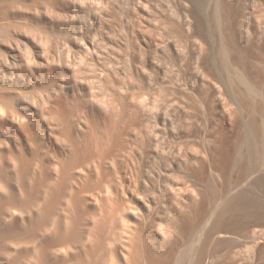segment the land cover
Instances as JSON below:
<instances>
[{"label": "rangeland", "instance_id": "374dc122", "mask_svg": "<svg viewBox=\"0 0 264 264\" xmlns=\"http://www.w3.org/2000/svg\"><path fill=\"white\" fill-rule=\"evenodd\" d=\"M150 193L148 264H264V0H0V264H125Z\"/></svg>", "mask_w": 264, "mask_h": 264}, {"label": "bare ground", "instance_id": "6f19581e", "mask_svg": "<svg viewBox=\"0 0 264 264\" xmlns=\"http://www.w3.org/2000/svg\"><path fill=\"white\" fill-rule=\"evenodd\" d=\"M222 53L224 54V52L222 51ZM221 53V54H222ZM226 53V52H225ZM225 55V54H224ZM158 140V139H157ZM164 144V143H163ZM160 149V148H159ZM170 149V148H169ZM169 149H168V151H169ZM172 149V148H171ZM164 150V149H163ZM157 151H158V149H157ZM171 151V150H170ZM179 152V151H178ZM180 152H181V150H180ZM162 153V152H161ZM182 153V152H181ZM176 157V156H175ZM181 157V156H180ZM168 159V158H167ZM154 161H156V160H154ZM154 163V162H153ZM182 163V162H181ZM146 166V165H145ZM157 166V165H156ZM143 169V168H142ZM156 169V168H155ZM90 170H92V169H90ZM146 170V169H145ZM101 171V170H100ZM141 171V170H140ZM164 173V172H163ZM98 174H99V172H98ZM169 175V174H168ZM89 176V175H88ZM91 177V176H90ZM137 177V176H136ZM146 177V176H145ZM169 178V177H168ZM167 178V179H168ZM121 179V178H120ZM135 179V178H134ZM141 180V179H140ZM156 180V179H155ZM90 181H92V180H90ZM94 181V180H93ZM121 181H122V179H121ZM134 181V180H133ZM86 182H88V180H86ZM104 182H105V180H104ZM132 182V181H131ZM93 183V182H92ZM101 184V183H100ZM122 184V183H121ZM164 184V183H163ZM166 184V183H165ZM86 185V184H85ZM103 185H104V183H103ZM83 186V185H82ZM91 186H93V185H91ZM97 186V185H96ZM151 187V186H150ZM130 188V187H129ZM172 188V187H171ZM92 189V188H91ZM100 189V188H99ZM98 189V190H99ZM123 189V188H122ZM121 189V190H122ZM46 190H47V188H46ZM97 190V191H98ZM102 191V190H101ZM110 193H111V191H110ZM123 193V192H122ZM127 193V192H126ZM155 193V192H154ZM135 194V192L133 193V195ZM150 194H152V195H150L149 197L147 196L146 198H145V201H147V203H145V204H143L144 206H145V209H146V211H147V214H146V216H143L141 213V216L143 217V218H141L142 220L144 219V221H146L145 223H144V225L145 226H147L148 227V223L147 222H149L150 223V233L148 232V234H147V236H148V238H149V236H150V234L152 233V234H154V235H156V232H159L157 235L159 236V234H160V236H159V238H158V236L157 237H155V238H158L156 241L154 240V245L152 244L153 243V237H152V235L150 236V237H152V240H151V238H149L150 240V242H152V243H149L150 245H153V247H152V249L151 250H149V251H143L144 250V241H143V243L141 242V239H139V236L141 235H136V237H134V240H133V238L131 237L133 234H134V232H139V229L141 230V227H140V225H138V228H136L137 230H135V225L134 226H132V225H129V223L128 222H124V220H126V219H124L123 217H121V219H122V226H120V225H118L117 223V227H123V229H125V231H126V229L128 228V227H131L132 229H133V231H132V233H130V234H132L131 236H130V238L129 239H131L132 238V240L130 241L129 239L127 240L126 239V243H130V247H131V245H132V247L130 248V250H129V245H128V247H125L124 245L122 246V248L125 250V248H127L129 251H127V250H125V252L126 253H128L127 255H124V253H122L121 251V253L124 255L123 257H124V259H125V256H126V259L125 260H127L128 261V264H139V262L141 263V261H142V259H143V262H144V264H148V260H147V257H148V255L150 254V255H152L151 253L154 251V252H156L157 250L158 251H164L165 252V254H166V256L167 255H169L172 251H173V247H170V248H168V246L170 245L169 243H167V242H169V240H168V236L170 237V235L173 233L172 232V229H170L171 228V225L173 224L172 223V220H173V215H172V212H171V210L168 208V206H167V204H166V206H165V204H163L162 203V201L160 200V199H157L158 197L157 196H155V194H153V193H150ZM113 195V194H112ZM111 195V196H112ZM142 195H144V194H142ZM148 195V194H147ZM125 196V195H124ZM146 196V195H145ZM97 197V196H96ZM115 197H117V196H115ZM157 197V198H156ZM95 198V197H94ZM149 198V199H148ZM140 199V198H139ZM141 199H142V201H143V199H144V197L142 198L141 197ZM140 199V200H141ZM116 200V199H115ZM46 201V200H45ZM98 201H102V200H98ZM134 201V200H133ZM142 201H140V202H142ZM114 203V202H113ZM116 203V202H115ZM121 203V202H120ZM144 203V202H143ZM112 204V203H111ZM118 204V203H117ZM114 205V204H113ZM112 205V206H113ZM135 206V205H134ZM171 206V205H170ZM102 207V206H101ZM118 207V206H117ZM124 207H126V206H124ZM128 207H131V205L130 206H128ZM133 207V206H132ZM113 208V207H112ZM138 208V207H137ZM140 208V207H139ZM101 209H103V208H101ZM108 209V208H107ZM118 209V208H117ZM125 209V208H124ZM131 209V208H130ZM136 209V208H135ZM110 210V209H109ZM102 211V210H101ZM100 211V212H101ZM115 210H113V212H114ZM173 211V210H172ZM108 212V211H107ZM112 212V211H111ZM118 212H119V209H118ZM139 212V211H138ZM137 212V213H138ZM116 212H114V213H112L113 214V216L111 215V213H110V215L112 216V219L114 218V214H115ZM130 213H132V212H130ZM109 214V213H108ZM139 214V213H138ZM145 214V213H144ZM100 215V214H99ZM103 215H104V213H103ZM133 215L135 216V218H136V220H137V217H139L136 213L134 214V212H133ZM105 216V215H104ZM137 216V217H136ZM155 217V219H154V217ZM110 217V216H109ZM108 217V218H109ZM116 217V216H115ZM96 218H99V217H96ZM95 218V219H96ZM140 218V217H139ZM94 219V218H93ZM115 219V218H114ZM124 219V220H123ZM141 219H139V220H137L138 222H136V223H138L139 224V222H141V224H143V222L142 221H140ZM99 220V219H98ZM104 220V219H103ZM95 221V220H94ZM109 221V220H108ZM107 220H106V223L108 222ZM116 221V220H115ZM130 221V220H129ZM99 223H100V221H98ZM118 222V221H117ZM124 222V223H123ZM95 223V222H94ZM103 223V222H102ZM101 223V224H102ZM113 224H115V223H113ZM112 224V225H113ZM124 224V225H123ZM129 225V226H126V225ZM178 224V223H177ZM60 225V224H59ZM98 225V224H97ZM110 225V224H109ZM106 226V225H105ZM124 226H126L125 228H124ZM145 226H143L144 227V229H145ZM173 226V225H172ZM180 226V225H179ZM66 227V226H65ZM64 227V228H65ZM92 227H94V226H92ZM137 227V226H136ZM146 227V228H147ZM178 227V226H177ZM109 228V227H108ZM115 228H116V226H115ZM131 228H129V229H131ZM175 228V227H174ZM56 229H57V227H56ZM110 229V228H109ZM118 229V228H117ZM143 229V228H142ZM177 229V228H176ZM57 230H59V229H57ZM56 230V231H57ZM95 230V229H94ZM97 230H100V229H98L97 228ZM111 230H112V228H111ZM121 230V229H120ZM147 230V229H146ZM179 230H180V228H179ZM119 231V230H118ZM122 231V230H121ZM125 231H123V232H125ZM130 231V230H129ZM145 231V230H144ZM147 231H149V230H147ZM152 231H154V232H152ZM156 231V232H155ZM170 231H171V233H170ZM176 231V230H175ZM92 232H94V231H92ZM97 232V231H96ZM112 232V231H111ZM110 232V233H111ZM115 232V231H114ZM143 232V230H141L139 233H142ZM119 233V232H118ZM115 234V233H114ZM113 234V235H114ZM144 234H146V231L144 232ZM142 235V237H144L145 235ZM113 235H112V237H113ZM127 235H128V233H127ZM135 235V234H134ZM133 235V236H134ZM153 235V236H154ZM193 235V234H192ZM93 236H95V233H94V235ZM105 236V235H104ZM115 236V235H114ZM117 236V235H116ZM121 236V235H120ZM99 237V236H98ZM122 237H123V235H122ZM194 237V236H193ZM88 238H89V236H88ZM97 238V237H96ZM144 238H146V236L144 237ZM147 238V239H148ZM191 239H190V241H188L189 242V244H188V251H186V253H178L177 255H176V257H173V258H175L174 259V261L172 262V264H181V263H183L184 262V260L187 258V256H188V254H191V253H194L197 257V264H203L204 263V261H205V256H203V250L201 251V249L199 248V246H198V244L195 242V240L192 238V237H190ZM111 239V238H110ZM114 240H115V238H113ZM118 238H116V240H117ZM119 239H121L120 237H119ZM90 240V239H89ZM95 240V239H94ZM143 240V239H142ZM122 241H124V240H122ZM127 241H129V242H127ZM146 241V240H145ZM149 241H147V242H145V243H148ZM100 242V241H99ZM116 242V241H115ZM117 242H118V240H117ZM141 242V244H142V246H143V250H142V252H140L139 251V249H138V245H139V243ZM90 243V242H89ZM93 243V242H92ZM101 243V242H100ZM110 243V242H109ZM122 243V242H121ZM120 242H119V244H121ZM75 244V243H74ZM84 244V243H83ZM112 244V243H111ZM118 244V245H119ZM123 244H125V243H123ZM141 244L139 245V248L141 247ZM167 244H169V245H167ZM172 244H173V242H172ZM89 245V244H88ZM92 245V244H91ZM93 245H94V243H93ZM126 245V244H125ZM146 245V244H145ZM98 246H100V245H98ZM102 246V245H101ZM110 246H113V245H110ZM114 246H115V244H114ZM127 246V245H126ZM83 247H85V246H83ZM97 247V246H96ZM116 247V246H115ZM125 247V248H124ZM148 247V246H147ZM78 248V247H77ZM87 248V247H86ZM89 248V247H88ZM98 248V247H97ZM142 248V247H141ZM140 248V249H141ZM180 248V247H179ZM116 249V248H115ZM78 250V249H77ZM83 250H85V249H83ZM95 250V249H94ZM110 250H111V248H110ZM114 249H112V252L114 253V251H113ZM74 251V250H73ZM98 251H100V250H98ZM160 251V252H161ZM75 252V251H74ZM88 252V251H87ZM86 252V253H87ZM175 252V251H174ZM184 252V251H183ZM76 253V252H75ZM78 253V252H77ZM91 253V252H90ZM94 253V252H93ZM149 253V254H148ZM163 253V252H162ZM161 253V254H162ZM83 254V253H82ZM84 254H85V252H84ZM120 254V253H119ZM160 254V253H159ZM160 254V255H161ZM164 254V253H163ZM81 255V254H80ZM97 255H98V252H97ZM111 255V254H110ZM113 255H115V254H113ZM155 255V254H154ZM175 255V254H174ZM82 256V255H81ZM87 256H89V255H87ZM108 256V255H107ZM165 256V255H164ZM165 256V257H166ZM72 257V256H71ZM92 257V256H91ZM98 257V256H97ZM119 257V256H118ZM117 257V258H118ZM151 257V256H150ZM149 257V258H150ZM157 257V256H156ZM159 257V256H158ZM157 257V258H158ZM79 258V257H78ZM112 258V259H111ZM111 258H109V259H111L110 260V264L114 261L115 262V258L113 259V256H111ZM82 259V258H81ZM85 259V258H84ZM119 259H121V258H119ZM139 259H141V261H139ZM113 260V261H112ZM145 260H147V261H145ZM150 260H153V259H150ZM157 260V259H156ZM164 260V259H163ZM73 261V260H72ZM79 261V260H78ZM77 261V262H78ZM89 261V259L87 260V262ZM91 261V260H90ZM89 261V262H90ZM105 261V260H104ZM119 261V260H118ZM127 261H125V264H127L126 262ZM154 261H155V259H154ZM106 262H108V261H106ZM157 262V261H156ZM159 262V261H158ZM105 263V262H104ZM164 263L165 264H169V262L168 261H164ZM88 264V263H87ZM113 264V263H112ZM115 264V263H114ZM142 264V263H141ZM150 264V263H149ZM154 264V263H153Z\"/></svg>", "mask_w": 264, "mask_h": 264}]
</instances>
